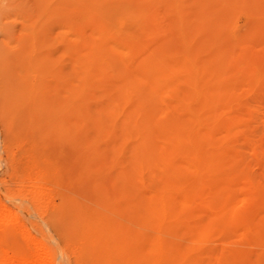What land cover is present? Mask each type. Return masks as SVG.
Instances as JSON below:
<instances>
[{
  "label": "rangeland",
  "instance_id": "rangeland-1",
  "mask_svg": "<svg viewBox=\"0 0 264 264\" xmlns=\"http://www.w3.org/2000/svg\"><path fill=\"white\" fill-rule=\"evenodd\" d=\"M99 1L0 0V264L43 248L48 264H95L90 214L142 233L161 146L191 185L169 196L185 204L160 232L188 249L174 264H264V0ZM172 113L199 118L195 142L165 141Z\"/></svg>",
  "mask_w": 264,
  "mask_h": 264
},
{
  "label": "bare ground",
  "instance_id": "bare-ground-1",
  "mask_svg": "<svg viewBox=\"0 0 264 264\" xmlns=\"http://www.w3.org/2000/svg\"><path fill=\"white\" fill-rule=\"evenodd\" d=\"M87 1V0H86ZM94 2H95V5L97 4V2H99L100 3V1L99 0H93ZM67 2H68V0H67ZM74 2V1H73ZM103 2H105V1H103ZM83 3V2H82ZM93 3V2H92ZM121 3V2H120ZM123 3H125V2H123ZM75 4V3H74ZM87 4H89V3H87ZM94 4V3H93ZM106 4V3H105ZM108 4V3H107ZM106 4V5H107ZM119 4V3H118ZM97 5H99V4H97ZM96 5V6H97ZM109 6H110V4H108ZM114 5V4H113ZM115 5H117V4H115ZM114 5V6H115ZM104 6V5H103ZM103 6H101V7H103ZM99 7H100V5H99ZM98 7V8H99ZM100 7V8H101ZM132 8V7H131ZM94 9V8H93ZM102 9V8H101ZM129 10V9H128ZM133 10H134V8H133ZM107 11V10H106ZM104 12H105V10H104ZM108 12V11H107ZM123 12V11H122ZM116 13V12H115ZM133 13V12H132ZM138 13V12H137ZM123 14V13H122ZM135 14V13H134ZM99 15V14H98ZM106 15H109L108 13L107 14H105V17H106ZM125 15V14H124ZM123 15V16H124ZM127 15H129L128 14V12H127ZM101 16V15H100ZM133 16V15H132ZM98 17V16H97ZM112 17V16H111ZM110 17V15H109V19L111 18ZM117 17V16H116ZM118 18H121V17H118ZM118 18H116V19H118ZM124 18V17H123ZM126 18V17H125ZM129 18V17H128ZM103 19V18H102ZM107 19V18H106ZM106 19H105V21H106ZM115 19V17H113V19H111V20H114ZM115 19V20H116ZM99 20V19H98ZM110 20V21H111ZM118 20H120V19H118ZM128 21V20H127ZM99 22H101V21H99ZM113 22V21H112ZM114 22H117V20L116 21H114ZM130 22V21H129ZM110 22L108 21V19H107V24H109ZM118 24H119V22H118ZM117 25V24H116ZM103 26V25H102ZM101 26V27H102ZM113 26H115V25H113L112 24V27ZM125 26V25H124ZM118 27V26H117ZM107 28H109V27H106V30H107ZM104 29V28H103ZM100 30V29H99ZM107 32H109V31H107ZM101 33V32H100ZM117 33V32H116ZM99 34V33H98ZM105 38V37H104ZM103 40V39H102ZM96 42V41H95ZM94 44V43H93ZM97 45V44H96ZM94 46H95V44H94ZM113 46V45H112ZM102 47V46H101ZM116 47V46H115ZM93 48V47H92ZM95 48H96V46H95ZM98 48V47H97ZM99 48H100V45H99ZM107 49V48H106ZM105 49V50H106ZM100 50V49H99ZM103 50V49H102ZM107 51V50H106ZM105 51V52H106ZM108 54V53H107ZM116 55V54H115ZM125 55V54H124ZM116 58H118V56L116 57ZM189 59V58H188ZM117 60V59H116ZM84 60H82V62H83ZM91 62V61H90ZM95 62H97V61H95ZM118 62V61H117ZM159 62H161V61H159ZM88 64H89V61H88ZM116 65V64H115ZM121 65V64H120ZM186 65V64H185ZM147 66V65H146ZM164 66V65H163ZM188 67V66H187ZM190 67V66H189ZM85 68H87V67H85ZM88 68H90V67H88ZM87 68V70H89ZM97 68V67H96ZM165 68H166V66H165ZM191 68V67H190ZM84 69V68H83ZM186 69V68H185ZM85 70V69H84ZM86 70V71H87ZM99 70V69H98ZM188 70V69H187ZM83 72V71H82ZM81 72V73H82ZM199 72V71H198ZM171 73H169V75H170ZM189 74V73H188ZM212 74V73H211ZM217 74V73H216ZM156 75V74H155ZM171 76V75H170ZM173 76V75H172ZM171 76V77H172ZM217 76H218V74H217ZM220 76V75H219ZM82 77H84V82L86 81V79H85V76H83V74H82ZM189 77H190V75H189ZM194 77V76H193ZM192 77V78H193ZM198 77V76H197ZM87 78V77H86ZM154 78V77H153ZM168 78V77H167ZM173 78V77H172ZM220 78V77H219ZM88 79V78H87ZM154 79H156V78H154ZM164 79V78H163ZM170 80H171V78H169ZM191 79V78H190ZM83 80V79H82ZM161 80V79H160ZM195 80V79H194ZM88 81V80H87ZM154 81V80H153ZM157 81V83L155 84V83H153L154 85H158V88H159V86H160V84H161V82H160V84L158 83V80H156ZM191 81V80H190ZM134 82H136V81H134ZM194 82V81H193ZM216 82H218V81H216ZM215 82V83H216ZM150 83V82H149ZM188 83V82H187ZM192 83V82H191ZM211 83V82H210ZM28 84V83H27ZM139 84V83H138ZM185 84V83H184ZM197 84V83H196ZM196 84H192V85H195L196 86ZM218 84H220V83H218ZM135 85H136V83H135ZM134 85V86H135ZM146 85H147V83H146ZM153 85V86H154ZM162 85V84H161ZM191 85V84H190ZM191 85V86H192ZM30 86V85H29ZM138 85H136V87H137ZM143 86V85H142ZM204 86V85H203ZM202 86V87H203ZM133 87V86H132ZM139 87V86H138ZM145 87V86H144ZM156 88H157V86H155ZM154 87V88H155ZM161 87V86H160ZM196 87H199V86H196ZM193 88H195V87H193ZM207 88V87H206ZM137 89V88H136ZM139 89H141V87L139 88ZM146 89V88H145ZM150 89V88H149ZM78 90V89H77ZM81 90H82V87H81ZM124 90H125V88H124ZM217 90V89H216ZM130 91V90H129ZM188 91V90H187ZM197 88H196V91H195V89H194V91H189V94L187 93V94H185L186 96L184 97V99H183V101L181 102L182 104H181V107H180V110H181V108L183 109V112H184V110H186V112L187 111H191V108L189 109L188 107H189V102L188 101H186L187 99H191V97H193V99H194V96L196 95V94H198V96H197V98L199 97V93H197ZM202 91V90H201ZM215 91V90H214ZM213 91V92H214ZM75 92V91H74ZM152 92H157V90L155 91L154 89L152 90ZM205 92V91H204ZM76 93V92H75ZM74 93V94H75ZM202 93V92H201ZM73 94V93H72ZM214 94V93H213ZM225 94V93H224ZM226 94H227V92H226ZM180 95H182V93L180 94ZM210 95V94H209ZM216 95V94H215ZM207 97V96H206ZM214 98H215V96H213ZM213 97H211V98H213ZM195 98H196V96H195ZM218 98V97H217ZM231 98V97H230ZM76 99H78V97L76 98ZM181 99V100H182ZM81 100V99H80ZM80 100H78V101H80ZM195 100V99H194ZM209 100V99H208ZM208 100H207V102H208ZM215 100H216V98H215ZM74 101H75V99H74ZM191 101V100H190ZM204 101V100H203ZM210 101V100H209ZM220 101V100H219ZM76 102V101H75ZM74 102V103H75ZM189 104H188V103ZM210 102H215V101H210ZM221 102V101H220ZM74 103H73V105H74ZM80 104V103H79ZM206 104V103H205ZM208 105V104H207ZM180 106V105H179ZM209 106V105H208ZM216 106V105H215ZM177 108H179V107H177L176 106V109ZM216 109V108H215ZM78 110H80V109H78ZM179 110V111H180ZM178 111V112H179ZM193 111V110H192ZM211 112V111H210ZM169 113H171V111L169 112ZM181 113H182V111H181ZM180 113V114H181ZM196 113H198L197 111H196ZM180 114L178 115L179 117L178 118H180ZM169 115V114H168ZM171 115V114H170ZM169 115V116H170ZM174 115V113H172V116ZM175 117L177 118V114H176V112H175ZM184 115H185V112H184ZM168 116V117H169ZM206 116V115H205ZM174 116H173V119H175L174 120V122H173V129H174V135H171V140H169L170 139V136H167V140L165 139V141L166 142H170L171 144H173L174 145V147L175 146H178V145H180V144H182V143H189V142H192V141H196L197 139H194V137L192 136H190V132L188 133L187 132V129H189V126H192V125H195V124H199V118H197V116L195 117H193V118H195V119H191L192 120V123L191 122H182L181 120H183L185 117H183V116H181L182 117V119L180 120V119H176ZM191 117V116H190ZM170 118H171V116H170ZM211 118V117H210ZM173 119H169V120H173ZM168 120V121H169ZM186 120H187V118H186ZM190 120V121H191ZM194 120V121H193ZM205 120V119H204ZM211 120V119H210ZM145 121V120H144ZM203 121V120H202ZM207 122V121H206ZM211 122V121H210ZM215 122V121H214ZM143 123V122H142ZM204 123V122H203ZM209 124V123H208ZM212 124V123H211ZM169 125L171 126L172 124H171V122L169 123ZM204 125H206V124H204ZM213 125V124H212ZM196 126V125H195ZM143 127V126H142ZM172 127V126H171ZM195 128V127H194ZM148 129V128H147ZM205 129V128H204ZM192 130V129H191ZM136 132V131H135ZM193 133V135H194V131L192 132ZM198 134V133H197ZM137 135V134H136ZM141 135V134H140ZM207 135V134H206ZM203 136V135H202ZM199 137L200 136H198V139H199ZM204 138V137H203ZM144 140V139H143ZM194 141V142H195ZM208 141V140H207ZM210 141V140H209ZM206 142V141H205ZM204 142V143H205ZM170 143H169V145H170ZM197 143H200V142H197ZM163 144H165V142L163 143ZM166 144H168V143H166ZM168 145V146H169ZM190 145V144H189ZM197 145H201V144H197ZM170 147V146H169ZM199 147V146H198ZM162 148H164V149H162ZM202 146H201V150H202ZM160 149H161V151H160ZM160 149H159V152H158V156H159V154H160V157L159 158H161L162 160L161 161H159V162H161L162 163V161H164L163 162V164H166L167 166H165V168H163V171L161 172V176H160V178H159V182H160V185L157 187V184H156V186L155 187H157L156 188V190L157 191H155L156 193H154L153 192V196H151L150 198H149V200L148 201H146V203L145 204H143L142 205V207H140V209H138L139 210V212H137L136 214H137V221H138V223L141 225L139 228H143V232L141 233V231H131V230H127V229H121V228H119L118 226H116L115 224H114V222H111L110 221V219H104V217H102L100 214H90L88 217H86V220L84 221V223H83V228L84 229H82V232H83V230H84V232L85 233H83L84 235H83V237H84V239L83 240H85V242L86 243H84L83 242V244L82 245H84V244H86V248H85V250H87L88 252H90L89 254H90V256L92 255L93 256V258L92 259H94L93 260V263H95V264H174L175 262H177L178 260H179V257H185V256H187L188 254V249L186 248L185 250H178L175 246H173L172 244H169L168 242H166V241H164L163 240V237L164 236H161L160 235V232H161V230L162 229H164V228H166L165 226H166V217L167 216H176V213L178 214V212H179V210H177V207H182V206H184V204L185 203H183L184 201H182L181 200V204H180V206H177L176 204H174V203H172L170 200H169V196L171 195V193L172 192H174V191H178V190H180V189H184L186 186H187V184H188V188H189V186H191L190 185V183H189V180H188V183H186L185 181H183L184 179L183 178H180L181 176L180 175H182V174H185L186 172H187V164H186V162H185V164H186V168H177V167H175V166H173V164H172V161H170L169 162V154H172L171 152L173 151H171L170 153H169V149L167 148L166 149V146H161L160 147ZM166 149V150H165ZM171 149V148H170ZM176 149H178V147H176ZM196 149H198V148H196ZM194 150V149H193ZM199 150H200V148H199ZM200 150V151H201ZM211 150V149H210ZM152 151V150H151ZM167 151V152H166ZM206 151V150H205ZM176 152H177V150H176ZM191 152V151H190ZM169 153V154H168ZM179 153V152H178ZM193 153V152H192ZM213 153V152H212ZM184 154V153H183ZM188 154H190V153H188ZM194 154V153H193ZM207 154V153H206ZM169 155V156H168ZM138 156V155H137ZM174 157H175V155H173ZM195 156H199V158H200V156H202L201 155V153L200 152H195ZM194 156V157H195ZM205 156H207V155H205ZM210 156H211V154H210ZM209 156V157H210ZM184 157V156H183ZM198 158V157H197ZM158 159V158H157ZM195 159H196V157H195ZM194 159V160H195ZM215 159H216V157H215ZM214 159V157H212V158H210L209 159V163L207 162V164H208V167L209 168H217L216 166H217V164H218V162H217V160H218V158H217V160H215ZM159 160V159H158ZM188 160V159H187ZM193 160V161H194ZM201 160V159H200ZM199 160V161H200ZM206 160V159H205ZM204 160V161H205ZM149 161V160H148ZM198 161V160H197ZM184 162V161H183ZM201 162V161H200ZM169 163L170 164H172V165H169ZM188 163V162H187ZM194 163V162H193ZM190 164V163H189ZM201 164V163H200ZM204 164V163H203ZM51 165V164H50ZM140 165V164H139ZM142 165V164H141ZM160 165V164H159ZM144 166H146V165H144ZM160 166H162V164L160 165ZM191 166V165H190ZM195 165H193V167H194ZM204 166V165H203ZM45 167V166H44ZM140 167V166H139ZM139 167H138V169H139ZM219 167H221L220 165H219ZM141 168H143V167H141ZM161 168V167H160ZM195 168H197V167H195ZM199 168V167H198ZM191 169V168H190ZM45 170V169H44ZM53 170V169H52ZM189 170V169H188ZM196 170V169H195ZM139 171V170H138ZM196 171H198V169L196 170ZM195 171V172H196ZM198 173V172H197ZM49 174V173H48ZM175 176H180L179 178H177V179H174V177ZM155 177V176H154ZM191 178H192V176H190ZM176 178V177H175ZM187 178H188V175H187ZM188 179H190V178H188ZM200 179V178H199ZM187 180V179H186ZM191 180V179H190ZM195 181V180H194ZM201 182V181H200ZM212 182V181H211ZM194 184H195V182H194ZM212 184H214V183H212ZM205 186V185H204ZM212 186V185H211ZM187 189V188H186ZM196 189V188H195ZM185 191V190H184ZM183 191V192H184ZM187 191V190H186ZM193 191V190H192ZM195 191V190H194ZM218 191H220V190H218ZM182 192V191H181ZM189 192V191H188ZM221 192V191H220ZM175 193V192H174ZM178 193H179V191H178ZM187 193V192H186ZM185 194V193H184ZM151 195H152V193H151ZM172 195H173V193H172ZM183 195V194H182ZM216 195V194H215ZM219 195V194H218ZM184 196V195H183ZM194 196V195H193ZM200 196V195H199ZM148 197V196H147ZM185 197V196H184ZM187 197V196H186ZM190 197V196H189ZM253 197V196H252ZM146 198V197H145ZM177 198V197H176ZM216 198V197H215ZM224 198V197H223ZM181 199H183L184 200V198H181ZM191 199V198H190ZM175 200V199H174ZM187 200V199H186ZM186 200H185V202H186ZM223 200V199H222ZM92 201V200H91ZM101 201V200H100ZM189 201V200H188ZM212 201V200H211ZM141 202V201H140ZM176 202V201H175ZM195 203V202H194ZM193 203V204H194ZM97 204V203H96ZM95 204V205H96ZM102 204H104V203H102ZM179 204V203H178ZM188 204V203H187ZM87 205H88V203H87ZM219 205V204H218ZM100 206V205H99ZM186 206V205H185ZM85 207V206H84ZM95 207V206H94ZM101 207V206H100ZM138 207V206H137ZM136 207V208H137ZM184 208V207H183ZM194 208V207H193ZM105 209V208H104ZM179 209V208H178ZM182 209V208H181ZM1 210V209H0ZM112 210V209H111ZM134 210H136V209H134ZM193 210H195V209H193ZM182 211V210H181ZM180 211V212H181ZM183 211H184V209H183ZM188 211V210H187ZM226 211V210H225ZM118 212V211H117ZM136 212V211H135ZM134 212V213H135ZM1 213V212H0ZM82 213H83V211H82ZM187 213V212H186ZM107 214V213H106ZM110 214V213H109ZM1 215V214H0ZM113 216H114V214H112ZM230 215H231V213H230ZM229 215V217H231ZM233 215H234V213H233ZM236 215V214H235ZM135 216V215H134ZM180 216H183V214L182 215H179V217ZM1 217H3V215L1 216ZM108 217H110V216H108ZM108 217H106V218H108ZM117 217V216H116ZM176 217H178V216H176ZM185 217V216H184ZM223 217V216H222ZM225 217V216H224ZM238 216H236V218H237ZM4 218H6L5 216H4ZM111 218V217H110ZM171 218V217H170ZM169 218V219H170ZM211 218V217H210ZM214 218V217H213ZM216 218V217H215ZM228 218V217H227ZM233 218H235V217H233ZM232 218V219H233ZM235 218V219H236ZM239 218V217H238ZM1 219V218H0ZM119 219V218H118ZM232 219H229V221H231L232 222ZM262 219H264V218H262ZM3 220V219H2ZM115 220V219H114ZM171 220V219H170ZM174 220H176L175 218H174ZM218 220V219H217ZM222 220H224L223 222H227L228 220L226 219V217L223 219L222 218ZM222 220H221V222H222ZM4 221V220H3ZM3 221H1V222H3ZM133 221V220H132ZM238 221H239V219H238ZM238 221H236V222H238ZM117 222V221H116ZM168 222V221H167ZM172 222H173V220H172ZM172 222H169V223H172ZM175 222V221H174ZM216 222V221H215ZM234 222V221H233ZM240 222V221H239ZM136 223V222H135ZM176 223V222H175ZM175 223H173V224H175ZM187 223V222H186ZM209 223V222H208ZM217 223V222H216ZM230 223V222H229ZM10 224V223H9ZM121 224H122V222H121ZM134 224V223H133ZM138 224V225H139ZM172 224V227L173 226H175V225H173ZM185 224V223H184ZM211 223H209V225H210ZM168 225V224H167ZM178 225V224H177ZM188 225V224H187ZM208 225V226H209ZM217 225V224H216ZM228 225V224H227ZM235 225V224H234ZM262 225H264V224H262ZM11 226V225H10ZM121 226V225H120ZM132 226V225H131ZM179 226H181L180 224H179ZM223 226H225V225H223ZM1 227V226H0ZM130 227V226H129ZM133 227L134 226H132V230H134L133 229ZM167 227H169V226H167ZM212 227H214L213 226V223H212ZM211 227V228H212ZM221 227V226H220ZM228 227V226H227ZM1 228H3V227H1ZM135 228V227H134ZM145 228L146 229H151V230H153L154 232L152 233V234H149V233H147L146 232V230H145ZM204 228V230H205V227H203ZM207 228V227H206ZM223 228H225V227H223ZM223 228H220V229H222V231H223ZM247 228V227H246ZM8 229V228H7ZM10 229V228H9ZM169 229H170V227H169ZM188 229V228H187ZM191 229V228H190ZM197 229V228H196ZM209 229V228H208ZM259 229V228H258ZM14 230V229H13ZM168 230V229H167ZM247 230V229H246ZM259 231V230H258ZM2 232H3V230H2ZM8 232V231H7ZM13 232H15V231H13ZM248 232V231H247ZM166 233H168V232H166ZM186 233V232H185ZM193 233H194V231H193ZM192 233V234H193ZM4 235H5V233H3ZM9 234V233H8ZM207 234V233H206ZM179 235V234H178ZM195 235V234H194ZM204 235V234H203ZM208 235V234H207ZM259 235V234H258ZM257 235V236H258ZM7 236V235H6ZM169 236V235H168ZM185 236V235H184ZM187 236V235H186ZM189 236V235H188ZM200 236V235H199ZM13 237V236H12ZM2 239V238H1ZM166 239V238H165ZM172 239V238H171ZM178 239V238H177ZM176 238H175V240H177ZM202 239V238H201ZM257 240V239H256ZM174 241V240H173ZM180 242V241H179ZM188 242V241H187ZM186 242V243H187ZM190 242V241H189ZM174 243V242H173ZM15 245V244H14ZM39 245V244H38ZM80 245V244H79ZM192 245V244H191ZM43 246V245H42ZM11 247V246H10ZM37 247H40V245L39 246H37ZM79 247V246H78ZM84 247V246H83ZM94 247H98V249L96 248V249H94ZM41 248H43V247H41ZM2 249V248H1ZM0 249V250H1ZM4 249V248H3ZM44 249V248H43ZM42 249V252H40L41 250H38L36 253H33L32 254V256H30V257H28V258H25V257H27L28 255H26V256H22L23 258H19L20 259V263L21 264H48V253H50L49 251H46L45 249L43 250ZM50 249V248H49ZM84 249V248H83ZM81 250V249H80ZM189 251H190V249H189ZM3 252V251H2ZM48 252V253H47ZM79 252V251H78ZM51 254H52V252H51ZM187 254V255H186ZM191 254V253H190ZM189 254V255H190ZM15 255H16V253H15ZM14 255V256H15ZM3 256V255H2ZM20 257H21V255H19ZM49 256H50V254H49ZM1 257V256H0ZM83 257V256H82ZM52 259V258H51ZM181 259V258H180ZM79 261H80V259H78ZM186 260V259H185ZM82 261V260H81ZM92 262V261H91ZM180 262V261H179ZM184 263H185V261H184ZM223 263V262H222ZM229 263V262H228ZM2 264V263H1ZM86 264H87V261H86ZM183 264V263H182Z\"/></svg>",
  "mask_w": 264,
  "mask_h": 264
}]
</instances>
